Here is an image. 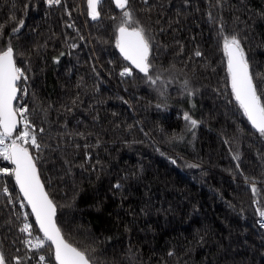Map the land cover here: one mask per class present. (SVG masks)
Listing matches in <instances>:
<instances>
[{
    "label": "trees",
    "instance_id": "obj_1",
    "mask_svg": "<svg viewBox=\"0 0 264 264\" xmlns=\"http://www.w3.org/2000/svg\"><path fill=\"white\" fill-rule=\"evenodd\" d=\"M128 7L152 41L156 86L135 70L119 75L131 66L116 50L121 10L111 2L93 21L87 0L52 7L0 0V46H13L28 76L16 104L28 106L42 150L26 147L64 238L96 264H264L254 215V206L264 209V138L231 95L220 36L239 34L253 70L264 74V0H129ZM257 83L264 94V76ZM0 167L11 165L0 159ZM4 185L13 203L0 195V252L8 264L26 256L35 264L39 255L55 264L49 244L24 248L25 216L33 237L43 238L20 208L13 178H0Z\"/></svg>",
    "mask_w": 264,
    "mask_h": 264
},
{
    "label": "snow or ice",
    "instance_id": "obj_2",
    "mask_svg": "<svg viewBox=\"0 0 264 264\" xmlns=\"http://www.w3.org/2000/svg\"><path fill=\"white\" fill-rule=\"evenodd\" d=\"M44 2L49 7L62 4V0H44ZM110 2L121 10V22L115 32V46L123 59L131 65V68H122L119 75L131 77L135 70L143 75L147 83L156 86L161 76L152 75L153 65L149 58L152 41L146 29L135 20L133 11L128 7L129 0H110ZM101 3L102 0H87V15L93 21L100 18L98 6ZM143 3L148 4V0H143ZM217 3L219 4V0ZM24 7L26 9L28 5ZM23 24L24 20L21 19L18 26L12 29V34L19 33ZM68 26L72 27V25ZM220 36L231 95L251 128L259 137L264 138V94L257 83V76L264 74L253 70L239 34L225 35L221 29ZM71 47L75 48L76 45L73 44ZM16 55L18 53L11 44L0 46V159L12 165L11 168L0 167V178H14L15 185L23 201L26 202V204L21 202L20 208L26 206L31 208V215L35 217L36 225L43 234V239L38 240L37 243H33L32 239L22 242L28 252L38 251L50 242V247L54 249L56 264H96L95 258L88 251L73 246L64 238L56 220L57 206L41 183L37 158L31 154L29 147H26L30 145L37 152L42 150L35 126L30 120L28 106L14 103L19 100V93H27V89L22 88L21 84H26L28 80L27 70L17 65ZM201 55L199 51L195 52V56ZM184 87L187 89V81L184 82ZM187 95L192 96L193 92L187 91ZM184 120L192 128L198 125V121L192 119L188 113L184 114ZM18 128L21 130L17 131ZM39 132L43 133L44 128L41 127ZM233 159L239 160V155H234ZM114 187L119 188L120 185L116 184ZM251 191L253 194L256 193L255 184L251 186ZM0 195L8 197L9 204L13 203L7 185L0 187ZM256 210L261 226L264 227V209L257 207ZM27 220L28 217L25 216V222L18 230L22 235L31 237L33 226ZM168 255L172 256L174 253L169 252ZM32 258V256H26V259L13 257L12 264H26ZM45 261L44 255L38 256V264H45ZM0 264H8L2 252H0Z\"/></svg>",
    "mask_w": 264,
    "mask_h": 264
},
{
    "label": "water",
    "instance_id": "obj_3",
    "mask_svg": "<svg viewBox=\"0 0 264 264\" xmlns=\"http://www.w3.org/2000/svg\"><path fill=\"white\" fill-rule=\"evenodd\" d=\"M105 1H109L110 2V0H102V3L103 2H105ZM101 3V4H102ZM100 4V5H101ZM113 4V3H112ZM99 5V6H100ZM114 5V4H113ZM99 6H98V8H99ZM115 6V5H114ZM116 50H117V52H118V54L120 55V57L123 59V57H122V55L120 54V52H119V50L116 48ZM131 66V65H130ZM17 102V101H16ZM16 102H14V103H16ZM251 126V125H250ZM18 130V129H17ZM254 130V129H253ZM11 167H12V165H11ZM13 180H14V178H13ZM14 183H15V181H14ZM42 183V182H41ZM15 187H16V185H15ZM16 189H17V192H18V194H19V196H20V198H21V200H22V202H24L23 201V197L20 195V193H19V189L16 187ZM46 191V190H45ZM25 204H26V202H24ZM26 208L28 209V211H29V213H30V215H31V208L29 207V206H26ZM31 218H32V220H33V222H34V225H35V227H36V229H37V232L39 233V235L43 238V234L39 231V228H38V226L36 225V222H35V217L34 216H32L31 215ZM49 244V246H50V242L48 243ZM51 250H52V253H53V259H54V263L56 264V261H55V258H54V249L53 248H51Z\"/></svg>",
    "mask_w": 264,
    "mask_h": 264
},
{
    "label": "built area",
    "instance_id": "obj_4",
    "mask_svg": "<svg viewBox=\"0 0 264 264\" xmlns=\"http://www.w3.org/2000/svg\"><path fill=\"white\" fill-rule=\"evenodd\" d=\"M19 95V97H21V98H23L24 97V95L23 94H18ZM257 207L256 206H254V215H255V217H256V221H257V225H258V227L264 232V227H262L261 226V223H260V217L258 216V213H257ZM22 227V226H21ZM31 231H32V229H31ZM24 237H25V240H27V239H32V242L33 243H37V239L35 238V237H33V235L31 236V237H28L27 235H24ZM24 248H25V244H24ZM26 249V248H25ZM42 249V248H41ZM33 252V251H32ZM35 264H38V260L36 261V263Z\"/></svg>",
    "mask_w": 264,
    "mask_h": 264
}]
</instances>
